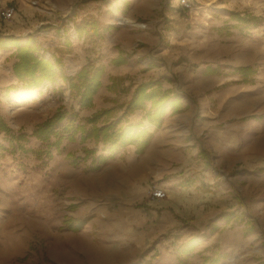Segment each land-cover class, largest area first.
I'll use <instances>...</instances> for the list:
<instances>
[{
	"label": "crops",
	"instance_id": "0c3cea01",
	"mask_svg": "<svg viewBox=\"0 0 264 264\" xmlns=\"http://www.w3.org/2000/svg\"><path fill=\"white\" fill-rule=\"evenodd\" d=\"M190 1L201 4L200 15L190 18L174 6L164 11L165 25L160 21L155 30L135 32V39L143 42L138 50L128 52L124 37L129 38L130 33H124L122 38L119 34L112 35L113 40H107L108 44L124 45L118 47L126 61L111 64L109 60L118 56V49L106 47L109 60L105 64L101 60L105 68L101 86L94 95L99 98L97 109L113 106L117 109L115 119L120 118L122 126L135 127L139 123L141 129L153 131L141 154L135 152V145H127L132 149L126 165L130 171L124 176L128 186L118 196L124 205L109 213L108 219L115 222L122 235L136 236L139 253L158 236H171L168 249L161 243L163 255L154 257L155 264H264V156L258 149L259 134L264 127L254 117L236 122V118H243L244 112L234 113L241 110V104L235 106V102L242 100L248 104L252 100L248 94L258 81L259 50L235 35L245 24L220 21L213 16L207 18L205 15L209 12L204 4L212 3L207 7L217 12L215 4L208 0ZM3 7L0 1V10ZM18 15L16 12L13 20ZM225 24L233 25L225 30ZM257 27L251 26L248 30ZM21 31L19 26L0 16V42L7 41L8 35L19 36L23 42L25 32ZM9 42L6 49L0 47L4 52L3 56L0 54V66L5 69L0 76L3 87L16 81L13 73L6 72V68L12 72L15 58L11 55V62L4 64L14 50L12 40ZM74 46L71 42L68 48ZM74 48L79 59L73 61L69 54H64L62 61L71 65L86 64L82 50L78 46ZM237 66H251L256 68V73L249 82H238L241 74L234 71ZM207 67L215 68L216 72L205 74ZM149 80L158 81L160 89L169 92V101L173 97L180 101L176 106L166 103L159 127L144 119L150 102H146L145 110H135L125 118H122L123 108H117L130 98L138 83ZM101 95H105L102 100ZM227 102L231 104L230 111ZM172 107H181V110L172 112ZM212 165L227 170L239 165L237 178L212 177L209 172ZM152 188L163 189L165 196L152 197ZM65 218L80 221L76 217ZM254 218L259 220L258 225L250 222ZM88 232L87 229L76 231ZM76 233L71 231L68 235ZM68 238L64 250L76 251V241ZM188 246L190 251L185 253L184 248ZM118 248L116 242L110 244L111 250ZM119 255L120 261H131L130 249ZM137 264L150 263L139 261Z\"/></svg>",
	"mask_w": 264,
	"mask_h": 264
},
{
	"label": "rangeland",
	"instance_id": "374dc122",
	"mask_svg": "<svg viewBox=\"0 0 264 264\" xmlns=\"http://www.w3.org/2000/svg\"><path fill=\"white\" fill-rule=\"evenodd\" d=\"M0 1L2 6H14L15 13H19L17 20H13L12 17L6 21L10 20L14 25L19 26L21 32H25L23 37L28 34L34 37L38 51L41 45H44L45 50L55 54V58L59 56L62 59L64 54H69L70 59L76 61L79 59V53L74 47L78 46L82 50L83 62L86 64L101 63V60L105 64L109 60L106 47L118 49L124 46L120 42L108 44L107 40H113L112 35L119 34L118 36L122 38L124 33H130L129 38L124 37L128 52L138 50L143 46V42L135 39L137 35L135 32L155 30L160 21L165 25L164 11L171 10L173 6L177 7L175 0ZM32 1L36 4H32ZM208 2H213L214 8L219 11L212 12L213 8L207 7L212 3L204 4L209 12L205 15L208 16L207 18L213 16L220 21L231 20L229 18L231 11L259 18L257 28L248 30L251 25H246L240 33H235L244 42H250L258 47L260 59L257 84L250 87L251 93L248 94L252 100L248 104H244L242 100L235 102V106L241 104V110L238 109L234 113L240 115V111L244 112L243 118H236V122L254 117L260 122V126L264 127V0H208ZM194 6L197 9L177 8L192 18L200 15L202 10L201 4L194 3ZM84 16L98 20L103 28L107 24L116 28L101 31V37L87 33L83 38L77 34L75 26ZM122 16H130L135 23H119L117 18ZM40 23L41 25L38 26ZM232 25L225 24L223 28L227 30L228 26ZM37 31L42 32L37 33ZM71 42L75 46L68 48ZM3 53L0 51L1 56ZM8 55L4 64L11 62L12 56ZM80 64L82 63L71 65L66 61L63 62L62 70L67 75H73L79 70ZM1 67L2 77L1 72L5 69ZM6 72L12 74L8 68ZM62 82V79L54 84L45 82L32 91L24 90L21 83L16 81L13 88L8 90L6 86L0 85V118L12 132L29 134L59 106L66 111L70 108L75 109L80 117L88 116L97 109L99 98L95 96V103L91 108L80 110L77 100L69 96L67 84L63 82V85ZM104 97L105 95H101L100 99ZM227 105V110L230 111L231 104L227 102ZM98 124H102L101 119ZM258 142L260 155L264 156V129L259 134ZM0 144L4 146L0 151V264H137L139 261L155 264L157 260H154V257L163 255L164 246L161 243L166 244L167 249L170 247L171 236H158L148 243L147 247L143 246L140 251H144L139 253L136 251L138 248L136 236L122 235L115 222L108 219L109 213L112 214L124 205L123 200L118 196L124 193L128 185L124 176L115 177L105 173H108L110 167L127 165L132 153L130 146L119 149L112 158L101 163L97 170H90V156L79 160L74 166L64 158L66 152L83 156L82 144L78 143V137L75 142H68L65 139L61 154H55L54 149H51L54 155L48 161L37 159L31 153L23 154L20 150L11 153L9 142L3 132L0 133ZM84 145L95 148V154H109L101 143L94 144L93 140H87ZM25 146L31 149L41 147L40 142L34 137H29ZM238 166L227 170L212 165L209 172L212 177L219 180H235L239 173ZM214 170H217L219 175H215ZM102 173L106 176V180L92 186L90 183L93 182L94 176H101ZM68 216L76 217L77 220L85 219L86 223L78 232L84 229L89 232L80 234L73 232L76 234L68 235L71 231L62 226L63 219ZM252 221L259 224L258 219H250V222ZM179 237L180 235L175 236L174 243ZM66 238L69 241H73L74 238L76 251L64 250ZM112 242L119 245L117 250L110 249ZM127 248L131 250V261H120L119 253Z\"/></svg>",
	"mask_w": 264,
	"mask_h": 264
},
{
	"label": "trees",
	"instance_id": "16d2710c",
	"mask_svg": "<svg viewBox=\"0 0 264 264\" xmlns=\"http://www.w3.org/2000/svg\"><path fill=\"white\" fill-rule=\"evenodd\" d=\"M125 1V0H124ZM128 6L127 1L125 2ZM125 10V9H124ZM229 18L245 25L256 27L259 18L254 15L241 14L238 11H231ZM116 27L110 24L101 26L100 22L92 17H81L75 26V30L79 36L87 33L101 37V31H108ZM7 41L0 43L1 48L6 49L12 40L14 50L10 53L15 61L12 63V73L16 78V82L21 83L22 87L28 91H32L40 87L45 81L56 83L58 79H62L66 84L69 96L75 98L78 102L79 109H87L93 106V98L99 87L101 86V76L104 73V65L84 64L73 75H67L62 70L63 61L58 56L54 63L43 57L38 52V45L31 35H26L24 41L19 36L8 35L5 37ZM66 41V40H65ZM126 61L121 55L118 48V56L111 58V64H121ZM234 71L241 74L238 82L247 83L249 78L256 73L255 68L251 66H237ZM215 68H206L205 74H214ZM14 84L6 86V90L13 88ZM169 101V92L161 90L158 81H146L138 83L132 90L130 98L119 103L117 108H123L122 118L133 113L135 110L146 109V102H150L149 109L146 110L144 119L149 123L159 127L162 122ZM176 106L180 101L176 97L168 102V105ZM115 107L100 108L94 110L90 115L80 117L77 111L70 108L66 111L62 106L55 109L52 115L44 121L36 125L29 134L25 132H12L11 128L0 118V133L5 134L6 140L9 142L11 153L20 150L23 154L31 153L37 159L48 161L55 154H61L63 151L62 143L66 139L68 142H75L78 135V143L82 144L81 149L83 156L74 155L66 152L64 158L72 166L78 164L79 160L90 156V170H97L101 163L108 158H112L116 152L127 145H135V152L141 154L149 143L153 131L148 132L140 128V124L135 127L131 125L122 126L120 118L115 119ZM181 107H172V112L180 111ZM102 124H98L99 120ZM29 137H34L40 142L41 147L31 149L26 147ZM87 140H93L94 144L101 143L103 148L109 151V154H95V148H89L84 145ZM4 146L0 144V151ZM86 220L75 222L70 218L62 221V226L69 231H79ZM190 251V246L184 248V252Z\"/></svg>",
	"mask_w": 264,
	"mask_h": 264
},
{
	"label": "built area",
	"instance_id": "2783aa9c",
	"mask_svg": "<svg viewBox=\"0 0 264 264\" xmlns=\"http://www.w3.org/2000/svg\"><path fill=\"white\" fill-rule=\"evenodd\" d=\"M175 3L177 5V7L183 8L185 10L197 9L194 6V3H192L190 0H175ZM32 4L35 5L36 3L34 1H32ZM14 14H15V8L13 5H6L0 10V16L4 20L11 19ZM40 25H41V23L38 26H40ZM38 52L40 55H43V57L49 59L52 63H54V61L56 59L55 54H52L48 50H45L44 45H41V48L39 49ZM214 173H215V175H217L218 171L214 170ZM151 196L154 198H163L165 196V191L161 188H152Z\"/></svg>",
	"mask_w": 264,
	"mask_h": 264
},
{
	"label": "bare ground",
	"instance_id": "6f19581e",
	"mask_svg": "<svg viewBox=\"0 0 264 264\" xmlns=\"http://www.w3.org/2000/svg\"><path fill=\"white\" fill-rule=\"evenodd\" d=\"M117 20L121 24H125V23L133 24V23H135L130 16H125V17L122 16V17L117 18ZM108 170H109L108 173H105V175L110 173L109 176H115V177L126 176L130 171V166H126V167L114 166V167H110ZM105 175L102 173L101 176L100 175L94 176L93 182H91L90 184L93 186V184L98 185L100 183V181L101 182L105 181L106 180Z\"/></svg>",
	"mask_w": 264,
	"mask_h": 264
}]
</instances>
